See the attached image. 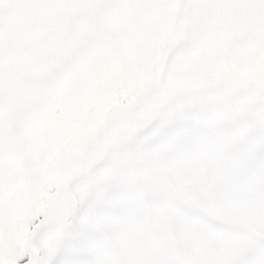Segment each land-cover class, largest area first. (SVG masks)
<instances>
[{"label":"snow or ice","instance_id":"obj_1","mask_svg":"<svg viewBox=\"0 0 264 264\" xmlns=\"http://www.w3.org/2000/svg\"><path fill=\"white\" fill-rule=\"evenodd\" d=\"M0 264H264V0H0Z\"/></svg>","mask_w":264,"mask_h":264}]
</instances>
